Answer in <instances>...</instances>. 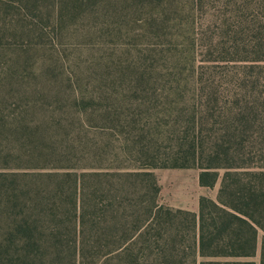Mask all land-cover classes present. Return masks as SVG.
Segmentation results:
<instances>
[{"label": "trees", "instance_id": "obj_1", "mask_svg": "<svg viewBox=\"0 0 264 264\" xmlns=\"http://www.w3.org/2000/svg\"><path fill=\"white\" fill-rule=\"evenodd\" d=\"M78 18L125 47L65 80ZM155 168L217 197L160 204ZM260 232L264 264V0H0V264H257Z\"/></svg>", "mask_w": 264, "mask_h": 264}, {"label": "rangeland", "instance_id": "obj_2", "mask_svg": "<svg viewBox=\"0 0 264 264\" xmlns=\"http://www.w3.org/2000/svg\"><path fill=\"white\" fill-rule=\"evenodd\" d=\"M82 19V18H81ZM85 24L81 22L78 18L75 21H71L69 30L66 31L65 37L60 44V56L59 61L60 68H64L65 76L63 78L66 80V70L70 71L74 64V58L79 62L84 64L93 63V59L96 55H105L107 57H116L117 55L123 56L124 43L123 40H117L114 42H108L106 46L102 49H98L97 45H94L93 41L82 40L79 37L83 33V28ZM39 60H36L35 65L38 61L48 60L49 52L39 51ZM34 61V59H28L26 65L29 66V62ZM25 67V71L27 70ZM57 78L58 82L65 83V80ZM30 85H34L36 82L41 86V76L35 75L29 76L27 78ZM18 87V86H16ZM45 90V88L43 87ZM23 94V92H21ZM27 94L22 97H26ZM11 99V98H10ZM158 184H159V194L158 201L160 204L171 206V207H181L184 209H189L193 211H198L199 198L202 195L209 196L216 199L217 192L219 188V180L213 187L201 186L198 182L199 169L197 168H155L153 169ZM263 233L260 232L257 241V250L253 259L259 263L260 259V245ZM187 264V263H186Z\"/></svg>", "mask_w": 264, "mask_h": 264}]
</instances>
